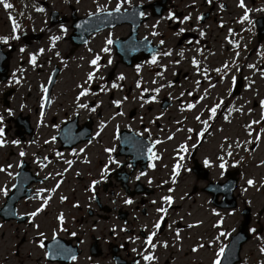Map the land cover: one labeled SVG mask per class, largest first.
Instances as JSON below:
<instances>
[{
	"label": "flooded vegetation",
	"instance_id": "obj_1",
	"mask_svg": "<svg viewBox=\"0 0 264 264\" xmlns=\"http://www.w3.org/2000/svg\"><path fill=\"white\" fill-rule=\"evenodd\" d=\"M243 4L0 2V264H215L246 216L239 264H264V174L247 168L264 0Z\"/></svg>",
	"mask_w": 264,
	"mask_h": 264
},
{
	"label": "rangeland",
	"instance_id": "obj_2",
	"mask_svg": "<svg viewBox=\"0 0 264 264\" xmlns=\"http://www.w3.org/2000/svg\"><path fill=\"white\" fill-rule=\"evenodd\" d=\"M262 82L263 81H259V84L262 86ZM261 92H262V94H258V98L259 97H263L264 96V88L262 87L261 88ZM253 96V95H252ZM252 98V97H251ZM251 104V103H250ZM247 109H252V108H244V110H247ZM255 109V108H254ZM253 109V111L255 112V115L257 116V120L258 121H260L261 120V117L262 116H264V108H257V110H254ZM248 119V118H247ZM246 119V120H247ZM254 140V136L253 137H251V140ZM260 152V161H262V164L261 165H259L258 163H257V160H258V157H257V155H258V153ZM253 157H254V160H252V161H250L249 163H250V165L247 167V168H249V169H251L253 172H255V173H257L256 174V177H257V181H258V178L259 177H262L263 176V174H264V135H263V139H262V145H261V149H259L256 153H254L253 154ZM250 175H246L245 176V178L243 177V183H244V181H246V179L249 177ZM259 182V181H258ZM256 189V188H255ZM255 189H252V190H250V192H247L246 194H247V196L248 197H250L251 195H252V193H253V191L255 190ZM255 192V191H254ZM250 193H251V195H250ZM256 194V193H255ZM259 198H260V195H257V199H255V198H253V202H252V205H250L251 206V208L252 207H254L255 206V208L257 209L256 211L255 210H253V212L256 214V212L258 211V209H259V207H260V205H261V201H259ZM198 207H200V206H198ZM253 209V208H252ZM229 220L231 221V224L229 225V227L230 226H233V225H236V221H235V219H233L232 217H229ZM239 220H240V218H239ZM227 221H226V223H225V226H227ZM210 225V224H209ZM224 229L225 230H227V227H224ZM245 247V246H244ZM254 249V246H253V244L252 243H249L247 246H246V248H245V250H244V260L246 261V262H248V263H251L252 262V258L250 257V253H249V251H251V250H253ZM206 264H210V259H209V261L208 262H206ZM254 264H258V263H255L254 262Z\"/></svg>",
	"mask_w": 264,
	"mask_h": 264
},
{
	"label": "snow or ice",
	"instance_id": "obj_3",
	"mask_svg": "<svg viewBox=\"0 0 264 264\" xmlns=\"http://www.w3.org/2000/svg\"><path fill=\"white\" fill-rule=\"evenodd\" d=\"M0 2H3V0H0ZM209 2H210V0H209ZM241 6L243 7L244 6V4H243V0H241ZM4 7L6 8V9H10V8H12V5L11 4H9V3H4ZM116 11H119V7L116 9ZM250 11V10H249ZM140 15H144L142 12L140 13ZM187 19V18H186ZM249 19V16H248V14L246 13L245 14V16L243 17V20H248ZM13 24H14V27H18V25H16V23H15V19L13 18ZM181 31H183V29L181 30ZM54 39H59V37H56V38H54ZM113 43V41L111 40V39H109L108 40V44H112ZM161 43H163V41H161ZM104 51L105 52H107V51H109V49L108 48H105L104 49ZM165 55H170V53H164ZM100 58L99 57H97L96 59H94L91 63L92 64H94V65H97V62H98V60H99ZM35 62V57H33V63ZM156 62V58H155V56L153 57V60H152V63H155ZM108 63L110 64V63H112V61L111 60H109L108 61ZM249 67H255L254 65H249ZM124 77L123 76H121L120 77V79H123ZM89 79H92V74H90V76H89ZM118 85H113V87H117ZM158 91V90H157ZM83 94V93H82ZM153 99H154V97H153ZM116 103H120V102H116ZM261 104L262 105H264V101H262L261 102ZM82 107H86V105H83ZM189 107H195V105H189ZM219 107V105H217L216 107H213L212 109H211V112H212V115L214 116L215 114H216V109ZM93 111H95V109H93ZM197 119H199V117H197ZM205 123H207V122H205ZM255 123V122H254ZM2 132H3V130L2 129H0V135H2ZM160 141H157V143H159ZM0 143H2V141H0ZM109 151H112L111 149H109ZM149 152H151V149H149ZM21 155H23V153H21ZM177 169H179V167H180V165L178 164L177 166ZM221 167H223V165H221ZM249 183L251 184V183H253V181H249ZM5 194H7L6 192H5ZM166 200H168V201H171V197H166L165 198ZM132 201H127V203H131ZM45 203H47V201H45ZM42 210V209H41ZM158 211H166L165 209H159ZM32 215H36V213H33ZM60 219L62 220L63 219V216H61L60 217ZM155 227L157 228V229H159L160 228V223H157L156 225H155ZM155 232H153L152 233V236H149V238H148V243L149 244H152V237L153 236H155ZM221 235H223V233L221 234ZM44 245L43 244H41V247H43ZM153 247H155V245H153ZM224 254H225V249L222 247L221 249H220V253H219V255H220V257H223L224 256ZM75 257H73V259H74ZM154 257H152V256H145L144 257V259H146V260H151V259H153ZM215 264H221V260L220 259H217L216 261H215Z\"/></svg>",
	"mask_w": 264,
	"mask_h": 264
},
{
	"label": "water",
	"instance_id": "obj_4",
	"mask_svg": "<svg viewBox=\"0 0 264 264\" xmlns=\"http://www.w3.org/2000/svg\"><path fill=\"white\" fill-rule=\"evenodd\" d=\"M249 223L250 217L246 216L240 226L238 234L233 236V239L222 258L221 264H237L240 262L242 246L250 237L248 232Z\"/></svg>",
	"mask_w": 264,
	"mask_h": 264
}]
</instances>
